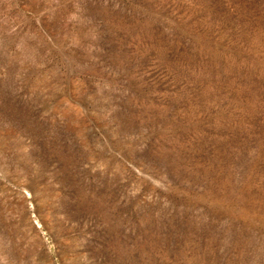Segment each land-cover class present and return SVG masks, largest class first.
<instances>
[{
  "label": "rangeland",
  "instance_id": "obj_1",
  "mask_svg": "<svg viewBox=\"0 0 264 264\" xmlns=\"http://www.w3.org/2000/svg\"><path fill=\"white\" fill-rule=\"evenodd\" d=\"M0 264H264V0H0Z\"/></svg>",
  "mask_w": 264,
  "mask_h": 264
}]
</instances>
